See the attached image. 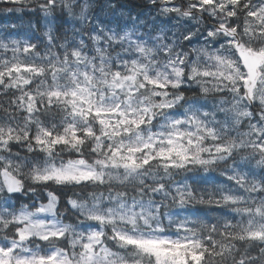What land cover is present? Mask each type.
<instances>
[{"label": "snow or ice", "instance_id": "1", "mask_svg": "<svg viewBox=\"0 0 264 264\" xmlns=\"http://www.w3.org/2000/svg\"><path fill=\"white\" fill-rule=\"evenodd\" d=\"M0 5V264H264V0Z\"/></svg>", "mask_w": 264, "mask_h": 264}, {"label": "trees", "instance_id": "2", "mask_svg": "<svg viewBox=\"0 0 264 264\" xmlns=\"http://www.w3.org/2000/svg\"><path fill=\"white\" fill-rule=\"evenodd\" d=\"M2 7V5H0ZM30 19H33L30 17L28 14H16V13H11V14H0V27H3L5 25H11V24H24L27 25L30 21Z\"/></svg>", "mask_w": 264, "mask_h": 264}]
</instances>
